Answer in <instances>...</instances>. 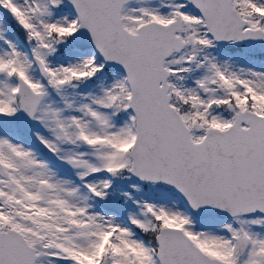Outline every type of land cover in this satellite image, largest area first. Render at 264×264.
<instances>
[{
	"label": "snow or ice",
	"instance_id": "1",
	"mask_svg": "<svg viewBox=\"0 0 264 264\" xmlns=\"http://www.w3.org/2000/svg\"><path fill=\"white\" fill-rule=\"evenodd\" d=\"M0 264H264V0H0Z\"/></svg>",
	"mask_w": 264,
	"mask_h": 264
}]
</instances>
